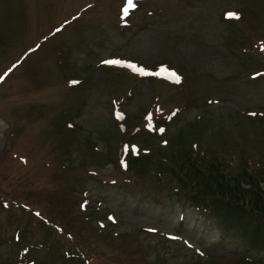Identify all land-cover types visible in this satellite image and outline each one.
Listing matches in <instances>:
<instances>
[{"label": "rangeland", "instance_id": "rangeland-1", "mask_svg": "<svg viewBox=\"0 0 264 264\" xmlns=\"http://www.w3.org/2000/svg\"><path fill=\"white\" fill-rule=\"evenodd\" d=\"M0 76V264L264 256L172 171L264 170V0H0Z\"/></svg>", "mask_w": 264, "mask_h": 264}, {"label": "trees", "instance_id": "trees-1", "mask_svg": "<svg viewBox=\"0 0 264 264\" xmlns=\"http://www.w3.org/2000/svg\"><path fill=\"white\" fill-rule=\"evenodd\" d=\"M192 154L191 149L176 152L172 166L183 182V201L214 220L224 238L258 247L264 254V170L244 164L239 165L242 170H233L229 160L209 162ZM242 264H264V256Z\"/></svg>", "mask_w": 264, "mask_h": 264}, {"label": "snow or ice", "instance_id": "snow-or-ice-1", "mask_svg": "<svg viewBox=\"0 0 264 264\" xmlns=\"http://www.w3.org/2000/svg\"><path fill=\"white\" fill-rule=\"evenodd\" d=\"M230 17H236L237 16V14L236 13H229L228 14ZM104 63H110V64H114V63H123L122 61H118V60H106V61H104ZM13 67H15V65L13 66ZM11 71V69H9V72ZM5 75H7V73H5ZM172 75L173 76H175V73H172ZM4 79V77L3 76H0V80H3ZM176 79L177 80H179V77H176ZM72 83H78V82H72ZM153 231H154V229H153Z\"/></svg>", "mask_w": 264, "mask_h": 264}]
</instances>
